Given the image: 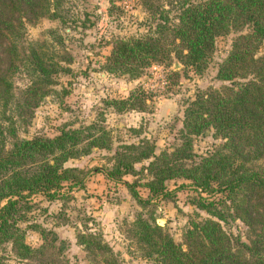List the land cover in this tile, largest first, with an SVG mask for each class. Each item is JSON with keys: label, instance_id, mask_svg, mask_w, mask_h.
Returning <instances> with one entry per match:
<instances>
[{"label": "trees", "instance_id": "1", "mask_svg": "<svg viewBox=\"0 0 264 264\" xmlns=\"http://www.w3.org/2000/svg\"><path fill=\"white\" fill-rule=\"evenodd\" d=\"M139 3L149 19L142 31L113 39L103 64L106 72L135 78L150 64L171 60L172 54L183 67L201 73L214 55L215 38L232 35L226 53L216 62L214 77L221 83L197 87L183 102L179 143L158 152L145 137L118 143L103 171L124 184L141 206L177 198L175 191L183 187L169 190L165 182L188 179L191 204L206 214L188 219L180 241L153 216L135 215L129 230L140 255L155 264H264V50L259 52L264 0ZM55 15L50 0H0V264H62L63 242L55 245L52 230L31 224L42 241L36 246L25 242L19 222L31 208L28 196L38 192L53 199L64 183L80 185L83 170L64 163L93 147L110 149L112 144L108 130L94 121L77 127L59 122L51 134H16V118L31 115L47 92L52 73L64 69L39 41L25 44V20ZM25 70L30 82L15 91L13 75ZM145 99L136 86L127 96L109 102L116 111L143 110ZM207 132L218 142L195 158L192 137ZM144 160L146 164L136 169L135 164ZM137 186L145 188V196ZM227 220L245 225V240L222 227ZM75 236L99 264H119L99 234L88 230ZM7 246L15 262L5 259Z\"/></svg>", "mask_w": 264, "mask_h": 264}, {"label": "rangeland", "instance_id": "2", "mask_svg": "<svg viewBox=\"0 0 264 264\" xmlns=\"http://www.w3.org/2000/svg\"><path fill=\"white\" fill-rule=\"evenodd\" d=\"M55 17L42 16L25 20L24 39L37 40L43 50L54 55L64 69L51 75L47 92L33 107L32 113L15 120L17 136L51 134L59 122L70 127L88 124L90 121L104 126L111 137V148L93 147L87 154L68 159L64 165L77 166L84 172L80 185L68 187L64 183L56 198L46 199L36 192L28 196L31 208L25 219L19 222L24 228V240L31 246L42 239L31 224H38L54 232L62 249L59 258L62 264H99L96 257L87 254L76 242L79 231H93L111 246L119 264H155L141 257L138 244L129 230L135 215L153 216L173 236L181 240V234L190 217L206 216L203 210L190 202L193 191L188 189L189 180L172 178L166 187L175 191L177 198H161L141 206L126 190L124 184L115 181L103 172L111 163L113 149L118 143L137 141L145 137L155 144V151L179 143L177 130L181 125L183 102L192 97L194 90L217 86L220 80L214 77L216 62L229 47L231 34L215 38L214 55L201 73H195L171 54V60L152 63L135 78L127 74H115L103 69L115 37H123L143 30L149 12L139 0H50ZM59 35L61 40L55 41ZM264 50V41L259 52ZM46 54V55H47ZM177 61V67L173 66ZM155 66V67H153ZM30 82L24 71L13 75L15 91ZM140 86L145 93L143 110L125 108L116 111L111 99L128 95ZM218 142L210 132L192 137L195 158L210 150ZM147 160L135 164H146ZM131 180V175H125ZM141 196L146 190L137 186ZM204 195V194H203ZM206 195V194H205ZM151 203V204H150ZM222 227L233 235L246 239L247 230L239 220L221 222ZM5 259L15 262L8 250Z\"/></svg>", "mask_w": 264, "mask_h": 264}, {"label": "water", "instance_id": "3", "mask_svg": "<svg viewBox=\"0 0 264 264\" xmlns=\"http://www.w3.org/2000/svg\"><path fill=\"white\" fill-rule=\"evenodd\" d=\"M177 61H174V64H173V66L176 68L177 67Z\"/></svg>", "mask_w": 264, "mask_h": 264}, {"label": "built area", "instance_id": "4", "mask_svg": "<svg viewBox=\"0 0 264 264\" xmlns=\"http://www.w3.org/2000/svg\"><path fill=\"white\" fill-rule=\"evenodd\" d=\"M153 67H155V66H153Z\"/></svg>", "mask_w": 264, "mask_h": 264}]
</instances>
